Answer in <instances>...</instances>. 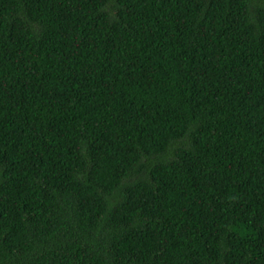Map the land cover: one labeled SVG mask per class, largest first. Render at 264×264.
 <instances>
[{"label":"trees","instance_id":"16d2710c","mask_svg":"<svg viewBox=\"0 0 264 264\" xmlns=\"http://www.w3.org/2000/svg\"><path fill=\"white\" fill-rule=\"evenodd\" d=\"M0 264H264V0H0Z\"/></svg>","mask_w":264,"mask_h":264}]
</instances>
